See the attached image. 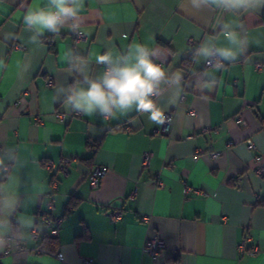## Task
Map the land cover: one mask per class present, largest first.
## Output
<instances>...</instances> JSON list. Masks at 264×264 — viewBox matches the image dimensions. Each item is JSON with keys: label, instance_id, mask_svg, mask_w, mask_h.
I'll return each instance as SVG.
<instances>
[{"label": "crops", "instance_id": "obj_1", "mask_svg": "<svg viewBox=\"0 0 264 264\" xmlns=\"http://www.w3.org/2000/svg\"><path fill=\"white\" fill-rule=\"evenodd\" d=\"M46 2L0 0V157L27 201L12 225L20 215L35 225L2 264H264V176L253 171L264 166V10L234 16L192 0H85L84 39L76 42L65 25L32 42L22 17ZM235 20L244 51L207 66L197 50L234 47L221 31ZM135 43L155 50L169 76H181L154 97L174 116L167 134L153 133L160 124L134 109L105 119L63 103L76 82L103 73L96 55H126ZM144 152L152 153L146 166ZM64 156L76 159L61 169ZM95 165L109 169L91 189ZM116 209L122 216L112 222ZM55 216L62 220L53 235ZM153 237L164 242L156 259L142 249ZM240 242L258 252L238 251Z\"/></svg>", "mask_w": 264, "mask_h": 264}, {"label": "clouds", "instance_id": "obj_2", "mask_svg": "<svg viewBox=\"0 0 264 264\" xmlns=\"http://www.w3.org/2000/svg\"><path fill=\"white\" fill-rule=\"evenodd\" d=\"M84 2L85 0H47L42 6L28 8L22 22L25 30L33 32L30 41L37 42L46 31L57 35L65 25L72 31L79 29ZM192 4L196 8H215L221 13L227 12L234 16L264 10V0H192ZM240 27L236 20L222 24L223 38L234 47H214L205 43L197 50L196 55L209 59L218 54L221 60H236L244 51L245 45L244 36L237 30ZM13 38L14 34L5 36V39ZM156 55L155 50L140 43L129 45L126 55L113 56L111 52L96 55L97 64L107 65L103 73L95 78L86 76L83 82H76L63 103L72 111L86 116H94L99 111L105 119L127 115L134 109L139 114H147L149 121L163 124L166 120L165 113L154 97L162 95L158 91L162 85H167L169 80L178 84L181 76H169L162 65L155 62ZM2 64L3 61L0 60V65ZM0 176L4 177L0 181V251H5L10 246L23 243L26 230L34 229L35 225L32 217L24 215L18 217L17 226L11 223V215L27 201H21L17 191V177L9 171L5 157H0Z\"/></svg>", "mask_w": 264, "mask_h": 264}, {"label": "built area", "instance_id": "obj_3", "mask_svg": "<svg viewBox=\"0 0 264 264\" xmlns=\"http://www.w3.org/2000/svg\"><path fill=\"white\" fill-rule=\"evenodd\" d=\"M79 33H83V32L81 30H79V29L74 31V40L76 42L79 41V40L84 39V33L83 34H79ZM188 43L190 45H195V42L193 40H191V39L188 40ZM205 64L207 66H209V65H221L222 61H221L220 57L217 54V55L207 59ZM103 66H104V69L107 67V65H103ZM51 83H52V81H51V79H49L48 80V84H51ZM22 100H23L22 98L18 99L16 104L18 102L22 101ZM75 113L76 114H80L79 112H75ZM165 117H166L165 122L163 124H160L157 128H155L153 130V133L164 135V134H167L170 131L171 126H172L173 121H174V116H173V114L171 112H165ZM251 144H250V146H251ZM151 158H152V153L151 152H144L142 154V158H141L142 164L144 166L148 165ZM74 159H76L75 156H64L61 159V164H60L61 169H65L66 166ZM53 167H54V165L51 162H48L46 164V168H47V170L49 172L52 171ZM108 169L109 168L106 165H95V166H93L91 168V170L87 174L91 189L99 188L101 179L107 173ZM253 171H254V173L256 175H258L260 177L264 176V166H262V165L255 166L253 168ZM57 183H58V179L53 176L52 179H51L52 191L56 189ZM157 184H158V186H163V182L161 180H158ZM188 189L189 188L187 186H185V190L187 191ZM197 192H199V191L197 190ZM121 216H122V212L119 209L112 210V211L109 212V218H110V221H112V222L118 220ZM146 219H147L146 216H142V220H146ZM61 220H62V216H55V217L51 218L50 221H52L55 224V227L52 230V234L53 235L56 234V229L59 226ZM33 236L34 237H38V235L36 234L35 231H33ZM163 247H164V242L158 237H153V238L147 239L144 242V244L142 246V249L145 252L149 253L154 259H156L158 254H159V252H160V250ZM237 249H238V251H240L242 253L243 252H247L248 255H254V254H256L258 252V248L257 247H252L250 249H246L245 244L243 242H240V243L237 244ZM14 252L15 251L13 249V246H10L5 251H2L1 254H0V264H2L1 258H2L3 255H13ZM54 255L56 256L57 259H59L61 261L63 260V254H62L61 251H59V250L55 251ZM82 264H94V261L92 259H90V258H86V259H84L82 261Z\"/></svg>", "mask_w": 264, "mask_h": 264}, {"label": "trees", "instance_id": "obj_4", "mask_svg": "<svg viewBox=\"0 0 264 264\" xmlns=\"http://www.w3.org/2000/svg\"><path fill=\"white\" fill-rule=\"evenodd\" d=\"M46 242H47L48 244L54 245V237H48ZM48 247H49V246H48ZM47 249H48V248H47ZM47 249H46V250H47ZM48 250H49V249H48ZM48 250H47V251H48ZM49 251H51V250H49Z\"/></svg>", "mask_w": 264, "mask_h": 264}]
</instances>
